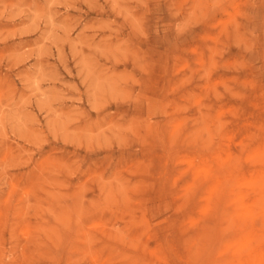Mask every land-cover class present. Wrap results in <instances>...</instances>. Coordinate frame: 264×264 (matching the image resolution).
<instances>
[{"label": "rangeland", "instance_id": "rangeland-1", "mask_svg": "<svg viewBox=\"0 0 264 264\" xmlns=\"http://www.w3.org/2000/svg\"><path fill=\"white\" fill-rule=\"evenodd\" d=\"M0 264H264V0H0Z\"/></svg>", "mask_w": 264, "mask_h": 264}, {"label": "bare ground", "instance_id": "bare-ground-1", "mask_svg": "<svg viewBox=\"0 0 264 264\" xmlns=\"http://www.w3.org/2000/svg\"><path fill=\"white\" fill-rule=\"evenodd\" d=\"M241 147H242V146H241ZM259 155H260V154H259ZM253 156H254V155H253ZM253 191H254V190H253ZM255 191H256V190H255ZM210 193H211V192H210ZM243 197H244V195H243ZM239 198H240V196H239ZM240 199H241V198H240ZM246 204H247V203H246ZM242 205H243V204H242ZM244 205H245V204H244ZM247 205H248V204H247ZM243 207H244V206H243ZM243 207H242V208H243ZM245 207H246V206H245ZM245 207H244V208H245ZM236 210H237V209H236ZM247 210H248V209H247ZM237 211H238V210H237ZM246 212H249V211H246Z\"/></svg>", "mask_w": 264, "mask_h": 264}]
</instances>
